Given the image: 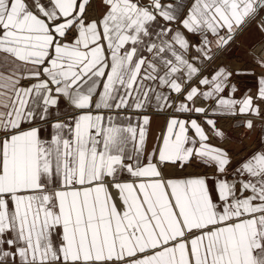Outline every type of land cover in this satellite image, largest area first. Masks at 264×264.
Wrapping results in <instances>:
<instances>
[{"label": "snow or ice", "instance_id": "obj_1", "mask_svg": "<svg viewBox=\"0 0 264 264\" xmlns=\"http://www.w3.org/2000/svg\"><path fill=\"white\" fill-rule=\"evenodd\" d=\"M0 264H264V0H0Z\"/></svg>", "mask_w": 264, "mask_h": 264}, {"label": "crops", "instance_id": "obj_2", "mask_svg": "<svg viewBox=\"0 0 264 264\" xmlns=\"http://www.w3.org/2000/svg\"><path fill=\"white\" fill-rule=\"evenodd\" d=\"M260 38H261L260 33L255 29L254 26L248 28L237 38L236 44L232 48H230L227 51V53L224 55L223 62L231 65L232 67H243L246 62L251 64V60L250 57L248 56V52L244 53L243 55L236 54L237 56L241 57L240 60L234 58L235 55H232L233 56L232 57L231 53L234 51L236 52L238 48H240L241 51L244 52L245 50H247V48L251 47ZM235 82L238 83L241 92L247 91L248 89H251L253 92H255L258 87L257 78L251 73L241 74ZM237 95H240V93H237ZM224 122L225 123H221V126L224 125L223 127L231 133V138L225 142L226 146L228 145L227 146L228 148L233 146L235 149H237L236 151L242 150L244 148L242 144H244L245 142V140L243 139L244 137H246L245 135H243V129L235 127L236 121L234 119L231 121L230 124L226 123L227 122L226 120ZM163 127H164L163 117H154L149 134L150 147L155 143L154 138L160 135ZM189 171H194V169H189Z\"/></svg>", "mask_w": 264, "mask_h": 264}, {"label": "rangeland", "instance_id": "obj_3", "mask_svg": "<svg viewBox=\"0 0 264 264\" xmlns=\"http://www.w3.org/2000/svg\"><path fill=\"white\" fill-rule=\"evenodd\" d=\"M260 40H261V38L260 39H258L253 45H258L259 44V42H260ZM250 48V47H249ZM249 48H247V50H245L244 52L243 51H241V49L240 48H238L237 49V51L235 52H232L231 53V56L232 55H235L234 56V58H236V59H239L240 60V56H237V55H239V54H244V53H247L248 52V50H249ZM237 54V55H236ZM233 57V56H232ZM247 61H249V60H247ZM227 121L226 123H228V124H230L231 123V121L233 120L232 118H224V119H221L220 120V124L221 123H225L224 121ZM228 124H227V126H228ZM223 125V124H222ZM224 126V125H223ZM259 137H260V130H259V128H257V131L256 132H254V134H250V135H247L246 137H244V139L243 140H245V142H244V144H242L243 146H244V148L242 149V150H240V151H236L237 149H235L233 146H231L230 147V149L233 151V155L235 156V157H238V156H241V155H245L246 154V152H245V149H249V150H251L254 146H256V144L259 142ZM249 144V145H248ZM228 146V145H227ZM194 171H197V169H194Z\"/></svg>", "mask_w": 264, "mask_h": 264}]
</instances>
